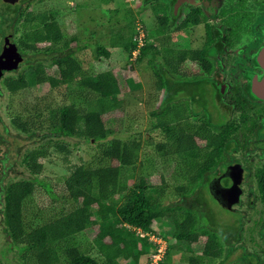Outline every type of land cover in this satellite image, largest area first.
Here are the masks:
<instances>
[{
    "label": "trees",
    "instance_id": "1",
    "mask_svg": "<svg viewBox=\"0 0 264 264\" xmlns=\"http://www.w3.org/2000/svg\"><path fill=\"white\" fill-rule=\"evenodd\" d=\"M113 1L109 0V3ZM143 2L154 3L153 10L165 11V2L174 0ZM0 3L5 6V11H1V18L4 19L2 24H5L2 31L6 32L9 28L13 36L14 31L21 29V34L14 43L22 62L13 71L17 73L16 77H8L3 81L11 94L18 88L25 89L24 92L31 89L52 90L78 80L80 88H85L95 97L120 102L117 73L105 70L89 75L83 70L80 62L74 58L72 49L76 37L64 39L57 21L58 13H25L20 5L21 1L14 5L5 4L1 0ZM133 21L131 17L129 21L126 19L122 28L117 31L112 29L107 46L97 44V59L103 56L108 60L109 49H120L127 55L129 66L132 64V53L136 50ZM155 21L157 26L154 36L165 42L171 23L162 14H157ZM178 31L179 27L174 28V39L178 36ZM148 39L150 38L139 49L135 61L145 59L154 80L156 78L155 93H166L169 88H173L169 83L171 79L166 74L175 77L182 72L183 61L188 60L190 64L196 61L204 65L201 61L203 57L198 55L203 54L202 52L165 46L157 49L153 37L151 42ZM38 56L41 57L36 59ZM20 68L22 69L19 71ZM159 97L163 102H159L150 113L156 119L153 129L159 134L156 143L149 144L153 152L145 156L143 161L169 158L180 168L182 184L177 185L174 193L181 198L166 205L162 204V190L151 189L153 187L147 186L145 179L140 178L139 183L133 185L136 173L143 166L142 162L137 167L142 148L140 135L127 140L114 137L100 144L124 128V121L128 118L122 108L101 114L87 112L75 105H61L50 108L37 117L23 115L21 111L14 114L10 119L12 128L26 134V140L30 141L24 152L22 148L19 149L20 164L28 174L21 173V178L4 181L2 184L0 227L10 240V248H17L21 264H117L119 260L128 259L138 263L144 256L147 257L145 264H151L152 254L156 252L158 245L150 241L148 236L160 238L167 246L163 259L156 264H169L166 259L170 250L188 252L189 264H211L220 258L221 247L215 230L210 228L208 220L198 214L192 205L184 204L183 199L190 198L195 202L206 200V196L202 199L204 195L200 188L207 183L209 165L207 166L208 161L204 164L199 162L202 148L205 147V152L211 148L219 153L226 144L221 142L220 136L211 134L209 123L203 122L205 124L201 125L191 121L190 116L194 112L185 111L181 102L174 99L175 108H164L162 104L166 96ZM66 139L99 143L101 158L109 161V165L97 168L74 166L61 185L59 197L50 184L39 181L36 177L42 172V161L51 152L65 156L70 154ZM208 157L211 158L209 155ZM192 159L198 160L197 165L192 164ZM1 177L0 172V179ZM147 187L149 193H146ZM38 191L50 197L55 196L57 200H61V204L67 196L76 207L68 210L65 208L60 216L50 222L26 231L23 203ZM127 191L130 194L122 201L121 195ZM94 203H98L99 208L92 212ZM89 229L95 232L92 244L85 248L75 246L72 240ZM193 245L199 248V255L193 252ZM231 252L229 249L227 256Z\"/></svg>",
    "mask_w": 264,
    "mask_h": 264
},
{
    "label": "rangeland",
    "instance_id": "2",
    "mask_svg": "<svg viewBox=\"0 0 264 264\" xmlns=\"http://www.w3.org/2000/svg\"><path fill=\"white\" fill-rule=\"evenodd\" d=\"M18 1H21L20 5L25 13L28 11H32L33 13L55 11L58 13L59 17L57 21L64 39L68 40L71 37H76V42L72 43V49L75 54L74 58L80 62L83 70L89 75H94L105 70L117 73L121 100L120 102L101 100L92 93H89L85 88H80L78 80L69 85L52 90L40 91L31 89V91L24 92L25 89L18 88L14 94H11V91L6 87L3 81L8 77H16L17 73H6L0 81L3 92V97L0 100V163H2V165L0 164V172L2 174L0 179V197L4 181H15L22 177L21 173L28 174L20 164L21 158L19 149L22 148L21 150L24 152V148L29 146L30 141L26 140V134L24 135L12 128L10 119L14 117V114L17 111H21L23 115L37 117L38 115L44 114L45 111L47 112L50 108L54 109L61 105H75L87 112H98L101 114H106L110 111L122 108L127 115L126 118H128L127 121H124V128L121 132L106 139L104 142H100V144H104L114 137L127 140L131 139L133 136L139 137L140 135L142 148L139 151L137 167H139V163L141 164L142 162L143 166L141 167V171L136 173L137 175L135 176L133 185H137L141 178L147 181V186L153 187L151 189L162 190L163 205L180 200V195L174 193L177 185L182 184L178 165L169 158L143 160L145 156L147 157V155H151L153 152L149 144L156 143L159 134L158 131L153 129L156 125V119L150 115V113L156 109L157 105L163 102L159 99V96H166V100L162 104L164 108H175L176 106L174 107V104L176 102H174V99L182 98V90H177V95H175V92L169 88V97L167 91L166 93H155L154 82H156V78L154 80L151 69L146 66L145 59L141 62H137L132 58V64L129 66L130 63L127 55L120 49H109L110 58L108 60L103 56L97 59V54L95 52L96 46H107V41L110 38L112 29L117 31L119 28H122L126 24V19L129 21L131 17L134 19V34L137 35L136 29L140 26L147 38L151 39L153 37V43L156 45L155 47L157 49H160L161 46L172 47L177 50L186 49V46L177 45L175 43L177 40L180 41V44L184 42L183 35H180V39L176 36L175 39H167L165 42L162 38L154 36V30L157 26L155 16L157 14H162L169 17L168 12L166 10H153L152 7L154 3L145 4L143 0H114L113 3H109V0H107V2L104 0ZM4 3L6 4V2ZM165 4L167 5L166 2ZM1 11H5V6L0 3V51L3 37H10L11 42L14 43L21 34V29H17L16 32L14 31L13 36L9 28L6 32L2 31L5 24H2L4 19L1 18ZM129 12H131V16H129ZM177 21H179V19ZM177 23L178 22L175 21L171 23L168 27L169 29L166 37H171L174 28L178 25ZM189 32H192L189 45L190 48L194 50L197 48L200 38L195 35V28H190ZM150 39L148 40L151 42L152 39ZM183 44L185 45V43ZM39 57L41 56L36 57V59ZM21 69L22 68H20L19 71ZM190 120L195 122L197 119L191 118ZM65 141L70 150V154L65 156L63 154L51 152L49 156L42 161V172L36 177L37 180L50 184L59 197L61 195V185L74 166L86 165L87 167L97 168L109 165V161L101 158V153L98 148L99 143L85 142L76 139H66ZM197 161L192 159V164L197 165ZM199 162L201 163V160H199ZM149 187H147L146 193L150 192V190H148ZM129 194L130 193L127 191L121 195L122 201ZM65 198L67 200H63V204H61V200H57L55 196L50 197L38 191L32 197L26 199L22 209L25 230L29 231L50 222L54 218L60 216L65 208L68 210L76 207V204L72 203L67 196H65ZM207 200V205L210 210V219L215 225V227L211 225L210 228H217L224 231L230 227V230H232L234 228L233 222L239 216L237 214H229L219 209L213 203L209 195ZM183 202L187 206L192 205L195 209L197 207L193 199L185 198ZM95 203L92 207V212L99 208L98 203ZM201 209L202 211L207 210L206 207ZM215 233L221 247V256L211 264H218L222 261H224L223 264H233L232 262H234L235 259L238 260L242 252L236 251L234 255L227 256L230 249V238L223 237L222 233L218 230L217 232L215 230ZM94 236L95 232L89 229L77 235L72 242L79 248H85L87 245L92 244ZM10 246L9 238L5 236L0 227V264H21L17 248L12 250ZM192 250H194V253L197 252L195 253L196 255H199L200 251L199 248H196V245L192 246ZM95 253L97 254L96 251ZM188 255V252L183 250H170L166 261L169 264H189L187 260ZM98 258L101 259L99 255ZM146 259V256L141 257L138 263H134L129 259L125 261L119 260L117 264H145ZM236 264L244 263L239 261V263Z\"/></svg>",
    "mask_w": 264,
    "mask_h": 264
},
{
    "label": "flooded vegetation",
    "instance_id": "3",
    "mask_svg": "<svg viewBox=\"0 0 264 264\" xmlns=\"http://www.w3.org/2000/svg\"><path fill=\"white\" fill-rule=\"evenodd\" d=\"M166 3L169 22H178V37L184 36L177 43L202 52L198 55L204 62L185 60L178 75L166 74L175 95L182 90V98L175 100L194 112L190 118L198 124L209 123L211 134L226 144L219 153L202 148L201 164L209 165L202 199L209 195L219 209L239 217L232 230L223 231L212 228L207 198L196 201V210L212 230L230 238V256L242 252L236 263L264 264V99L259 97L264 69L257 61L264 50V0H185L179 7L176 0ZM190 28L200 38L194 50ZM5 39L13 43L3 37L1 49ZM173 39L172 32L168 40Z\"/></svg>",
    "mask_w": 264,
    "mask_h": 264
},
{
    "label": "water",
    "instance_id": "4",
    "mask_svg": "<svg viewBox=\"0 0 264 264\" xmlns=\"http://www.w3.org/2000/svg\"><path fill=\"white\" fill-rule=\"evenodd\" d=\"M14 1L15 0H12V2ZM184 1L185 0H176V6L179 7ZM257 61L258 64L264 69V50L258 55ZM21 62L22 57L17 51V47L15 46V44L10 43L8 39H5L0 52V81L3 79L6 73L15 71ZM259 89L261 91L259 97L261 99H264V76L261 84L259 85ZM2 97L3 92L0 84V100L2 99ZM223 205L227 206L225 203Z\"/></svg>",
    "mask_w": 264,
    "mask_h": 264
},
{
    "label": "built area",
    "instance_id": "5",
    "mask_svg": "<svg viewBox=\"0 0 264 264\" xmlns=\"http://www.w3.org/2000/svg\"><path fill=\"white\" fill-rule=\"evenodd\" d=\"M136 32L137 35L134 38V41L136 42V50L132 53L134 59L138 55V51L143 46L145 40H147L146 35L143 33L142 28L140 26L137 27ZM140 236H143V234H140ZM148 237L150 241H153L158 245L156 252L153 253L151 257L152 258L151 264H156L157 262L163 259V256L166 253L167 246L166 243L160 238L157 239L153 236H148Z\"/></svg>",
    "mask_w": 264,
    "mask_h": 264
}]
</instances>
